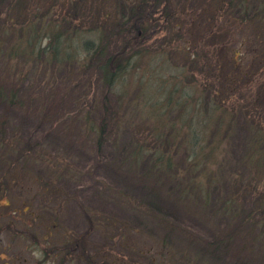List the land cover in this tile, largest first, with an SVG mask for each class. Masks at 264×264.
<instances>
[{"label":"trees","instance_id":"obj_1","mask_svg":"<svg viewBox=\"0 0 264 264\" xmlns=\"http://www.w3.org/2000/svg\"><path fill=\"white\" fill-rule=\"evenodd\" d=\"M214 1L216 8L210 5L207 9L209 12L214 10L216 19L222 13L227 18L225 15L234 9L239 10V17L232 18L241 25L246 24L245 21L252 15L260 14L259 21L264 17V0L260 4V11L252 10L254 4L251 0H229L226 10L221 5L222 0H212ZM188 2L190 0H0V16H3L0 18V78L3 74L13 77L10 69L21 67L23 70L38 64H49L51 69L74 65L79 71L76 72L79 78L94 76L101 91L100 117L95 125L89 124L88 127L96 135V145L100 149L108 133L114 135L117 131L122 119L119 108L109 99L108 93L113 91L118 81L123 80L122 76L146 67L142 72L147 75V80L138 77V91L135 92L144 94V103L152 104L154 111L149 115L145 111L144 115L151 116L154 122L151 132L150 129L146 132L148 136L145 140L139 138L131 143L128 141L125 147H121L125 151L118 166L121 167L120 171L127 174L146 164L145 171L142 175L139 174V181L153 179L161 183L157 184L156 191L146 190L144 198L153 211L147 214H151V229L161 226L166 214L163 204L168 202L171 195H163L161 191L166 183L171 182L179 185L173 195L175 199L192 201L194 204L198 202L201 213L210 211L212 215L232 220L237 224L238 230H225V233L207 240L185 230L189 235L182 236V240L173 227L166 226L157 256L147 258V263L233 264L230 263L233 260L229 257L232 256L230 248L238 237L239 240L244 238L258 243L264 249V106L251 100L245 104L238 102L239 86L228 85L225 81L221 83L222 73L209 72V78L219 82L221 89L212 93L213 96L217 93L218 99L204 100V94L209 96L211 93V87L207 85L209 82L203 84L191 77L190 82L196 83L191 88L186 82L189 79V69H204L206 65L205 57H197L196 61L189 59V42L184 46L186 64L181 68L169 63L165 50L157 52L158 49L146 47L144 41L152 37L156 29L160 33L168 32L173 27L182 29L183 34L187 31L190 22V19L187 20L190 12L187 9ZM177 37H181L179 32ZM158 48L162 49L161 44ZM259 64L262 65L263 62ZM220 65L222 64L218 63L219 67ZM235 66L234 61L233 67ZM214 68L216 66L210 64V69ZM32 70L33 68L27 72ZM155 71L158 74L155 75ZM162 74H166L167 79ZM248 75L249 71L243 74ZM95 80L91 81L93 86ZM14 83L9 81V86L4 85L0 89V103H6L8 107L17 103L19 82ZM246 89L251 91L248 87ZM156 95L162 96V99ZM177 108L179 109L176 111ZM88 116L89 113L86 112L83 118L87 124ZM240 119L245 120L246 125L238 165L250 176L242 175L241 179L238 177L234 193L225 191L223 195L219 193L217 196L220 180L218 172L226 159L228 143L233 137L232 133L239 127ZM4 124V117H0V236L5 225L11 227V223L26 215L38 229L32 227L34 230L30 232L31 229L27 228L24 232L31 233L36 241L34 249L44 262L98 264V258H103L104 262L101 264H124L116 254L115 257L111 255L112 246L99 253V250L89 245L88 234L77 235L67 229L60 231L59 213L53 207L55 203L51 201L55 192L51 183H40L37 189L47 202H51V205L45 204L51 217L43 224L41 221L36 222V218L43 216L44 207L42 211H31L24 201L14 200L12 188L22 185L25 176L30 175L27 168L36 166L39 161H42L41 164L51 165L52 161L49 158H38L40 155L37 144L20 142L18 132H5ZM179 150L183 151V157L181 154L176 157ZM193 172L194 175L187 180V175ZM2 200L7 203H2ZM136 205L138 214L141 206L140 203ZM4 218L7 222L2 223ZM91 219L89 218V222L92 224ZM21 221L28 224L24 219ZM144 228H148L145 223ZM252 230L256 234L250 236ZM37 236L41 238L38 239ZM19 237L21 239V234ZM177 240L181 241L178 249L173 246ZM48 245L58 247L53 258L47 251ZM9 247L10 243L0 247V264H17L16 256H6ZM134 252L149 254L150 250L144 248L143 251L137 249Z\"/></svg>","mask_w":264,"mask_h":264},{"label":"rangeland","instance_id":"obj_2","mask_svg":"<svg viewBox=\"0 0 264 264\" xmlns=\"http://www.w3.org/2000/svg\"><path fill=\"white\" fill-rule=\"evenodd\" d=\"M228 1L222 0L221 5L224 6V10L229 7ZM262 1L251 0L254 4L252 10L260 11ZM188 3L187 9L189 8L190 12H187L189 14L187 20L190 19V22L187 31L183 34L182 29L173 27L168 32L160 33V30L156 29V33L144 41L146 47L158 49L157 52L165 50L170 59L169 63L181 68L186 64V55L183 52H185L186 42H189L188 52H191L189 59L196 61L198 58L205 57L206 65L204 69L199 67L189 69V79L186 82L191 88L192 84H196L194 81L190 82L192 78L202 81L203 84L208 81L207 85L211 87V93L209 92V96L205 93L204 100L219 98L217 93L215 96L212 93L218 88L221 89V84L219 86V82L209 78V72L222 73L221 83L225 81L228 85L239 86L238 102L245 104L251 100L264 106V17L262 21H259L260 14L252 15L245 21L246 24L241 25L232 18L239 17V10L232 8L234 10H230L231 12L225 15L227 18L222 13L221 17L216 19L214 10L209 12L207 9L210 5L216 8V1L190 0ZM262 11L264 12V6ZM159 21L161 23V20ZM177 32L181 37H177ZM160 44L162 49L158 48ZM199 54L201 56H198ZM152 59L155 60L154 57ZM234 61L235 67H233ZM218 63L222 65L219 67ZM210 64L215 65L216 68L211 70ZM31 68L33 70L27 72ZM51 68L49 64H38L23 70L18 67V69H10L13 77L9 78L3 74L0 78V89L4 88L9 81L19 82L17 103L12 107L6 106V103H0V117L5 119V132H18L19 141L22 143H36L40 155L38 158L41 157L42 160L49 158L52 161L51 165H44L41 164L42 161H39L36 166L28 167L27 171L30 175H24L25 178L21 182L25 186L12 188L14 200L24 201L29 205V210L37 212L42 211L44 207L43 216L36 218V222L41 221L43 224L48 217H51L45 205H51V202H47L37 192L40 183H51V187L55 190L51 201L55 203L53 207H56L59 213L60 231L67 229L77 235L88 234L89 245L99 250V253L112 246L111 255L115 257L116 254V257L124 261V264H148L147 258L156 257L166 226L173 227L180 235H177L178 237L189 235L185 231L187 230L206 240L225 233V230L238 231L237 224L232 220L212 215L210 211L201 213L197 206L198 202L194 204L192 201L175 199L173 195L179 185L171 182L166 183L167 186L164 185L161 191L163 195L168 193L172 195L167 203H162L166 214L161 221V226L155 230L151 229V214H147L153 211L145 203L144 198L146 190L156 191L157 184L161 183L153 179L139 181V176L145 171L146 164H142L137 171H130L127 174L120 171L121 167L118 166L125 151L121 147H125L128 141L131 143L139 138L145 140L148 136L146 132L149 129L151 132L154 122L151 116L144 115L145 111L147 115L154 111L152 104L144 103V94L135 92L138 91L136 87L138 77H142L144 81L147 80V75L142 72L146 67H141L144 70L135 69L132 74L122 76L123 80L118 81L113 91L108 93L109 99L119 108L122 119L117 131L114 135L108 133L100 149L96 145V135L88 127L89 124L95 125L100 117L101 91L95 77L89 75L79 78L76 74L79 71L74 65ZM246 71H249V75L243 76ZM156 74L158 71H155ZM162 76L167 79L166 74ZM94 80L93 86L91 81L94 82ZM247 87L251 91H248ZM156 97L162 99V96L156 95ZM86 112L89 113L88 124L83 120ZM238 125L237 130L232 133L233 137L230 138L225 154L226 159L223 160L218 172L220 180L217 196L219 193L223 195L225 191L234 193L238 177L241 179L242 175L250 176L238 165L243 151L245 120L240 119ZM182 152L179 150L175 154L176 157L180 154L183 157ZM193 175L194 172L188 174L186 179L189 180L188 178ZM1 202L7 203L6 200ZM138 203L141 207L137 214L136 204ZM20 218L28 224H23L18 218L11 223V227L5 225V230L0 236V247L10 243L11 247L7 248L6 256L11 254L16 256L17 264H48L34 249L36 241L31 237V233L24 232L27 228L31 229L30 232L34 230L32 227L35 226L30 223V217L25 215ZM89 218L93 219L92 224ZM4 222H7L6 218L2 220V223ZM144 223L148 228H144ZM254 233L256 234L255 230H252L250 236ZM37 237L41 238V236ZM234 241L230 248L232 256L229 257L233 258L230 263L264 264V249L258 243H252L244 238L239 240V237ZM175 243L172 241V244H175L174 247L180 248L178 243L181 244V241L177 240ZM46 248L48 253L52 254V258L53 253L56 256L58 252L56 245H48ZM144 248L150 250L149 254L134 252L137 249L143 251ZM23 258H25L24 261ZM102 259L98 258V264L104 262ZM40 261L43 262L40 263Z\"/></svg>","mask_w":264,"mask_h":264}]
</instances>
